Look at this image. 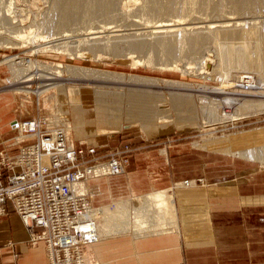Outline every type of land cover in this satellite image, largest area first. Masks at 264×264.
Segmentation results:
<instances>
[{"label": "rangeland", "instance_id": "1", "mask_svg": "<svg viewBox=\"0 0 264 264\" xmlns=\"http://www.w3.org/2000/svg\"><path fill=\"white\" fill-rule=\"evenodd\" d=\"M79 1L0 0V92L25 97L31 107L38 106L33 111L45 116L55 113L57 101L63 104L71 114L72 133H66L76 144L84 137L96 140L107 134L166 135L174 142L190 141L192 146L225 150L234 158H252L264 165V97L257 98L256 107L240 110L233 120L241 118L232 126V121L221 117L212 97L203 93L207 85L200 73L215 68L213 78L219 79L212 91L238 71L252 72L264 85V0H83L81 8ZM165 42L173 43L171 52ZM80 68L120 73L160 86L138 87L133 80L119 91H106L107 87L100 92L97 82L80 81L79 75L67 72ZM19 86L40 87L47 94H40L37 104L35 94H18ZM48 94L52 99L44 98ZM157 104H163V117L155 116ZM157 120L164 123L141 126ZM79 121L81 137L75 129ZM195 182L199 179L178 186ZM171 195L172 189L166 190L171 204L166 200V205L137 209L139 217L130 206L142 201L130 197L121 222L129 217L120 227L128 231L123 233L173 228Z\"/></svg>", "mask_w": 264, "mask_h": 264}, {"label": "crops", "instance_id": "2", "mask_svg": "<svg viewBox=\"0 0 264 264\" xmlns=\"http://www.w3.org/2000/svg\"><path fill=\"white\" fill-rule=\"evenodd\" d=\"M6 93L0 92V148L13 152L22 140L8 121L43 113L33 111L37 105L31 107L25 97ZM150 123L164 120L141 126ZM154 136L84 137L105 146L126 141L134 148L123 173L83 179L93 207L172 189L176 215L168 230L100 236L86 248L88 263L264 264V165L225 150ZM183 179L200 183L178 186ZM27 237L7 203L0 215V264H49L44 244L30 245Z\"/></svg>", "mask_w": 264, "mask_h": 264}, {"label": "built area", "instance_id": "3", "mask_svg": "<svg viewBox=\"0 0 264 264\" xmlns=\"http://www.w3.org/2000/svg\"><path fill=\"white\" fill-rule=\"evenodd\" d=\"M237 74L229 85L218 88L220 111L229 109L224 93H249L257 87L252 72ZM202 75L205 91L217 87L219 77ZM47 119L35 115L9 121L22 143L13 152L0 148V215L9 203L28 233V243L44 244L49 264H88L86 248L97 240L96 219L89 214V191H77L76 183L123 172L134 148L126 141L71 144L62 125H51Z\"/></svg>", "mask_w": 264, "mask_h": 264}, {"label": "bare ground", "instance_id": "4", "mask_svg": "<svg viewBox=\"0 0 264 264\" xmlns=\"http://www.w3.org/2000/svg\"><path fill=\"white\" fill-rule=\"evenodd\" d=\"M79 1V0H78ZM81 1V0H80ZM79 1V7L81 8L82 7V4H83V0L82 2L80 3ZM169 24V23H168ZM160 26H163V27H170L172 28L173 26H169L167 24H160ZM177 26V25H176ZM210 26V25H208ZM213 26V25H212ZM217 27V26H216ZM213 28V27H212ZM173 29V28H172ZM28 34V33H27ZM229 36V35H228ZM232 36V35H231ZM22 39V38H21ZM20 39V40H21ZM19 40V39H18ZM19 40V41H20ZM233 40V39H232ZM166 43V42H165ZM177 43V41H176ZM13 44V43H12ZM167 46V49L170 51L172 46H173V43L171 42H167L165 44ZM171 52V51H170ZM207 59V57H205ZM8 59V58H7ZM16 59V58H15ZM203 60V59H202ZM208 60V59H207ZM27 61V60H26ZM26 61L24 60V64L26 63ZM22 62V61H21ZM2 63V62H1ZM22 63V64H23ZM29 63V62H28ZM27 63V64H28ZM29 65V64H28ZM31 66V65H30ZM205 67L203 66V69ZM214 69L215 68H212L210 71L211 72H208L207 70L204 69V71L202 70L200 73L201 74H210L212 77L217 74V72L214 74ZM67 72H70L73 76H76V75H79L78 77H80V81H84V82H88V81H95L97 83H94L96 84V87H97V90L100 89V92L101 91H108V90H112V91H115V90H121L122 88H124L123 86H130V83L132 84V81L134 80L133 84H138V87L142 86V87H154V88H157L158 86H160V84H157V83H151L149 81H146V80H140L138 78H133V79H127L126 77H124L122 74H117V73H110L109 71H101V70H96V69H87V68H80V69H76V70H68ZM255 77V76H254ZM40 78V76H39ZM50 78V77H49ZM30 79V78H29ZM47 79V78H46ZM51 79V78H50ZM75 80L77 78H74ZM27 79H24L23 81H25ZM45 80V79H44ZM48 80V79H47ZM74 80V81H75ZM23 81H21V83H23ZM28 81V80H27ZM231 82V81H230ZM230 82L224 84V85H229ZM105 83V84H103ZM107 83V84H106ZM114 83H117V84H114ZM257 87L255 88L254 91H251L249 93H243V94H240L238 91L237 93H235L234 95L232 94H227V93H224L223 95H227V96H224L223 99H225L226 103L224 104H227V106L229 107V109H225V110H221L220 111V115L221 117L225 118L226 120L228 121H232V122H235L237 119L233 120L236 115H238V112L240 110L244 111V110H248L249 108H253V107H256V105L258 104L257 103V98L259 97H264V85H261L259 84L257 81ZM119 85V86H117ZM178 86L175 87V85H171V86H168V85H162V86H167L168 88L170 89H179V88H182V85L181 84H177ZM222 85V84H221ZM181 86V87H180ZM184 86V85H183ZM223 86V85H222ZM220 86V87H222ZM108 89H105L107 88ZM192 87V86H191ZM219 87V88H220ZM20 88V89H19ZM39 88L40 87H37V88H32L30 86H19L18 87V94H21L20 92H22V94H29V93H33L36 95V98H37V101H38V97L40 94H47L46 93V90L45 91H39ZM105 89V90H104ZM192 89V88H191ZM190 88H183V90H190ZM30 90V91H29ZM52 90V89H51ZM56 90V88H55ZM237 90V89H236ZM1 91V90H0ZM53 91V90H52ZM193 91V90H192ZM50 92V91H49ZM207 95L211 96V94H213L212 99L211 101L214 102V104L216 105H219V107L221 106V103L223 104V102H221L222 100H218L215 98V96H219L218 92H219V89H215V90H207L205 91ZM13 93V92H12ZM42 94V95H43ZM28 96V95H27ZM50 96H51V93H50ZM48 95H45L44 98H51ZM42 99V98H41ZM52 99V98H51ZM231 100H234L235 102L234 103H231ZM36 101V102H37ZM54 101V100H53ZM221 102V103H219ZM39 103V101L37 102V104ZM56 107H54L56 109L55 113L52 114V115H48L47 116V120L49 121V123L51 125H62L63 129L65 130V134H66V139L69 143L73 144L71 142V138L70 136L68 137L67 133L70 134V132L72 133V129H70L71 127V124H70V112L67 110V108L61 104L60 102H56ZM158 105V104H157ZM163 104H159L158 107H154L156 110H155V116L156 117H163L162 115V112H161V109H160V106L162 107ZM40 106V105H39ZM37 107V106H36ZM74 108H76L74 106ZM212 109V108H211ZM38 111V110H37ZM73 111V109H72ZM42 115V114H40ZM74 116V113L72 114ZM232 115V118L229 117ZM45 116V115H43ZM75 117V116H74ZM73 117V118H74ZM16 118V117H14ZM12 118V119H14ZM241 118V117H240ZM75 120H80L79 119V116H76V118H74ZM232 119V120H231ZM11 121V120H10ZM8 125H9V122H8ZM3 126V125H2ZM82 126L80 125V121H79V124L75 127L76 131H77V136H83L81 135L83 132H82ZM11 128V127H10ZM12 129V128H11ZM264 130V129H263ZM256 131H262V130H259L257 129ZM67 132V133H66ZM15 135V134H14ZM8 140V139H7ZM80 140H84L83 138L80 139ZM123 173V172H121ZM119 173V174H121ZM111 175V174H109ZM108 175V176H109ZM76 189L77 191H81V190H85L86 189V186L84 185V182H83V179L80 180L79 182L76 183ZM88 191V190H87ZM90 193V192H89ZM165 193H166V190H161V191H154L152 192L151 194H146L144 196H139L138 199H140V201H142L141 203L139 204H135L134 202L132 203V205L130 206L131 208H133V212L135 213L134 216H136V212L137 209H145L144 211H146V208H145V204H148L147 206L152 205V204H156V207L160 206V205H163L166 203H168L166 200H170L169 203L171 202L172 203V199H168L165 197ZM90 197H91V194H90ZM141 197H143L145 200L141 199ZM137 199V200H138ZM148 199H150V203H148ZM132 200V199H131ZM128 200H123V201H118V202H113L111 205L109 206H102V207H91L90 210H89V214L91 216H93L95 219H96V222L94 223V228L96 230V233H97V238H99L100 236H111V235H115V234H120V235H123L124 231H128L126 230L125 228L124 229H121L120 227L126 225L125 222L126 220L128 219L129 216H126L127 218H125V222H121V220H123L122 217L123 215H125V203H128L127 202ZM145 201V202H144ZM132 202V201H131ZM170 203V204H171ZM144 204V206L142 205ZM118 205V206H117ZM141 205V206H139ZM95 208V209H94ZM135 209V210H134ZM128 210V209H127ZM132 210V209H131ZM142 210V211H143ZM141 211V210H139ZM148 211V210H147ZM139 213V212H138ZM137 213V215H138ZM143 213V212H141ZM129 214V213H127ZM141 215V214H140ZM136 217H139V216H136ZM110 218V221H108ZM156 218H157V215H156ZM116 219V221L114 220ZM135 219V217H134ZM119 220V221H117ZM128 223V222H127ZM112 228H111V227ZM153 227H155V225H153ZM156 228V227H155ZM134 229H135V226H134ZM156 230H160V229H157ZM95 242V241H94ZM93 243V242H92ZM94 252V251H93ZM87 257V255H86ZM87 260L89 262V259L87 257ZM98 260V259H97ZM89 264V263H88Z\"/></svg>", "mask_w": 264, "mask_h": 264}]
</instances>
